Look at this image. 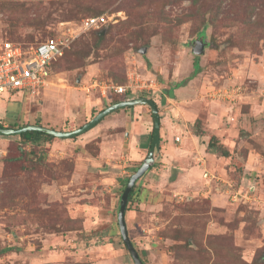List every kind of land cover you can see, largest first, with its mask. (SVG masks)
<instances>
[{"label": "rangeland", "instance_id": "obj_1", "mask_svg": "<svg viewBox=\"0 0 264 264\" xmlns=\"http://www.w3.org/2000/svg\"><path fill=\"white\" fill-rule=\"evenodd\" d=\"M96 11L116 20L100 29L103 41L95 30L71 37ZM48 36L67 44L49 83L39 98L0 94V123L73 130L123 99L94 81L131 84L128 98L156 103L165 145L180 126V141L155 152L136 181L140 200L125 210L141 260L264 264V0H0V39ZM199 39L205 48L195 55ZM146 108L119 131L89 133L94 126L36 144L0 134V264H134L117 210L142 162L113 147L132 127L152 130ZM210 134L227 157L206 151Z\"/></svg>", "mask_w": 264, "mask_h": 264}, {"label": "built area", "instance_id": "obj_2", "mask_svg": "<svg viewBox=\"0 0 264 264\" xmlns=\"http://www.w3.org/2000/svg\"><path fill=\"white\" fill-rule=\"evenodd\" d=\"M116 21L114 16L93 15L80 20L75 29V37L80 33L96 30L109 22ZM67 44L57 36H48L44 40L21 43L9 39H0V94L25 93L29 97L39 98L51 77V66L63 56ZM100 87V90H113L125 95L133 91L131 84L101 86L96 81L91 87ZM136 89L138 85L134 86ZM128 98V97H127ZM175 141L180 138L175 136ZM202 176L207 179H217L206 170ZM255 190L254 184L247 186V193ZM236 198V196H233ZM232 198L233 200H235Z\"/></svg>", "mask_w": 264, "mask_h": 264}, {"label": "water", "instance_id": "obj_3", "mask_svg": "<svg viewBox=\"0 0 264 264\" xmlns=\"http://www.w3.org/2000/svg\"><path fill=\"white\" fill-rule=\"evenodd\" d=\"M205 42L202 39L196 40L194 46L192 48V52L195 55H200L204 52ZM145 49L142 50L144 52ZM135 105H147L150 108L152 117H153V134L151 138V143L149 147V151L146 157L142 160L141 165L133 172L120 195L119 205L117 210V223L120 232V236L122 241L131 256V259L134 264H144L141 258L138 255V252L135 250L129 236L125 223V210L128 202V196L135 185L136 181L154 164L155 161V152H158L160 149V117L157 109V105L151 98L148 97H131L120 100L115 103H111L104 107L101 111H99L93 118L87 121L82 126L69 130H55L52 128H48L42 125L37 124H28L17 128H6L0 126V134L3 135H14L19 134L21 132H25L28 130H34L39 132H44L50 135H53L56 138L65 139L72 138L87 132L89 129L93 128L96 124H98L107 114L115 111L116 109L127 107V106H135Z\"/></svg>", "mask_w": 264, "mask_h": 264}, {"label": "crops", "instance_id": "obj_4", "mask_svg": "<svg viewBox=\"0 0 264 264\" xmlns=\"http://www.w3.org/2000/svg\"><path fill=\"white\" fill-rule=\"evenodd\" d=\"M148 107L147 105L145 106H134V108L131 110H129V112L125 111L124 109H119V111L117 112H113L111 114L106 115L103 120H101V122H99L97 125H95V127L93 129H91L89 131V133H94V131L96 129H100V130H115V131H119L120 129L125 128L126 129V122L130 121L131 124L138 121L137 117L139 118V111L142 113V110L144 108ZM149 108V107H148ZM147 109V108H146ZM127 112V113H126ZM141 120L144 121V118L142 117ZM174 127V126H173ZM172 126L170 127V136H169V142L167 143L169 148L171 146H174V132L177 130V128L180 129V126L176 128V126L173 128ZM142 128V126L140 127V129ZM146 129V125H143V132H141L140 130L138 131L137 129H135V127H132V129H130L129 132L124 131V135H125V140H128L127 143L131 144L132 141H135V139L137 140V137L139 138L137 141V145H135V147H130L129 145H127V143L123 142L114 146L113 148L115 149V147L119 150L122 149V151L129 157L130 155H132L135 159H137L138 162H142V160L144 159L143 157L145 155H147L148 151H149V147H150V132L151 130H145ZM141 132V135L139 134ZM160 148L161 151L164 153L167 151L166 147L167 144L165 145L164 139H163V129L160 128ZM144 136V137H143ZM174 136V137H173ZM116 149V150H117ZM169 151V150H168ZM146 157V156H145ZM133 159V158H132ZM157 166V165H156Z\"/></svg>", "mask_w": 264, "mask_h": 264}, {"label": "trees", "instance_id": "obj_5", "mask_svg": "<svg viewBox=\"0 0 264 264\" xmlns=\"http://www.w3.org/2000/svg\"><path fill=\"white\" fill-rule=\"evenodd\" d=\"M100 13H101L100 11L94 12V14H97V15L100 14ZM90 16H93V14H91ZM104 26H102V27H104ZM101 28L96 29L95 32H94V34L96 35V39H97L98 42H101L104 39V34L101 33V30H100ZM53 64H52V66H53ZM128 94L123 95V99H126L128 97ZM118 101H120V100L119 99H114V100H111L110 103H115V102H118ZM122 108H124V107H122ZM119 109H121V108H119ZM119 109H116L113 112H116ZM150 116H151L152 122H153L152 114H150ZM35 124L40 125L38 122L35 123ZM0 126L6 127V128H16V127H18L17 125H9V126L7 125V126H5V125H2L1 123H0ZM194 127H195V134H197V135H203V133L201 131V128L199 127L198 124L197 125H194ZM152 134H153V126H152V130L150 132V142H151ZM14 135H17L20 138V140L23 142V144H28V143H30V144H36L39 141H49V140H52V139L55 138L53 135H50V134H47V133H44V132L34 131V130H28V131H25V132H21L19 134H14ZM160 140H161V138H160ZM206 151L207 152H210V153H217V154H219L222 157H227L229 155L228 154V151L224 148V146L217 139V136L214 135V134H210L209 135V140L207 142ZM32 155H34V154L32 153ZM153 165H155V164H153ZM149 170H150V168L140 178H142ZM128 179H129V177L124 182V187H125ZM139 193H140V191H139V184H136L135 183V185L133 186V188H132V190H131V192H130V194L128 196V202H127V205H126V210L130 209L129 207H130V204L132 202L139 201L140 200V198H138L139 197ZM186 201H188V200H186ZM6 249L7 248H5V250ZM143 263H144V261H143Z\"/></svg>", "mask_w": 264, "mask_h": 264}]
</instances>
